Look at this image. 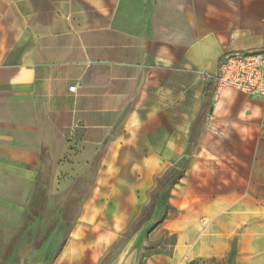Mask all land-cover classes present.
I'll use <instances>...</instances> for the list:
<instances>
[{"label":"crops","instance_id":"0c3cea01","mask_svg":"<svg viewBox=\"0 0 264 264\" xmlns=\"http://www.w3.org/2000/svg\"><path fill=\"white\" fill-rule=\"evenodd\" d=\"M250 50L264 0H0V176L99 153L53 264H102L186 159L139 264H264V98L211 81Z\"/></svg>","mask_w":264,"mask_h":264},{"label":"rangeland","instance_id":"374dc122","mask_svg":"<svg viewBox=\"0 0 264 264\" xmlns=\"http://www.w3.org/2000/svg\"><path fill=\"white\" fill-rule=\"evenodd\" d=\"M14 136L20 143H38L41 137L38 133ZM41 149L45 154V148ZM71 151L57 163L44 156L42 174L35 182L0 176V185L5 186L0 193V264H53L64 247L92 190L99 159V153L87 147H72ZM151 209L142 212L102 264H115L123 257L144 221L153 216ZM156 243L146 237L144 248ZM228 264H234V258Z\"/></svg>","mask_w":264,"mask_h":264},{"label":"built area","instance_id":"2783aa9c","mask_svg":"<svg viewBox=\"0 0 264 264\" xmlns=\"http://www.w3.org/2000/svg\"><path fill=\"white\" fill-rule=\"evenodd\" d=\"M211 79L216 95L234 89L250 98H264V50L226 52ZM69 90L75 92L76 86Z\"/></svg>","mask_w":264,"mask_h":264},{"label":"water","instance_id":"95a60500","mask_svg":"<svg viewBox=\"0 0 264 264\" xmlns=\"http://www.w3.org/2000/svg\"><path fill=\"white\" fill-rule=\"evenodd\" d=\"M160 207L159 210L155 212L153 217L140 229L135 238L130 241L123 257L119 258L117 264H139L142 251L144 250L146 237L149 236V234L161 220Z\"/></svg>","mask_w":264,"mask_h":264},{"label":"trees","instance_id":"16d2710c","mask_svg":"<svg viewBox=\"0 0 264 264\" xmlns=\"http://www.w3.org/2000/svg\"><path fill=\"white\" fill-rule=\"evenodd\" d=\"M186 163H187V159L184 160L180 164V166H179V168H178V170L176 172L175 171L174 172L172 171V173L166 175L165 178H163L162 180L159 181L158 188L156 189V191H155V193L153 195V202H152V206L153 207L151 206L152 209H154L155 205H158V204H161V203H165L166 202V199H167V197L169 195V192H170L171 188L181 178V176L183 174V170H184V168L186 166ZM147 221L148 220L146 219L144 222L147 223ZM160 223H162V222H158V224L156 225V227Z\"/></svg>","mask_w":264,"mask_h":264}]
</instances>
